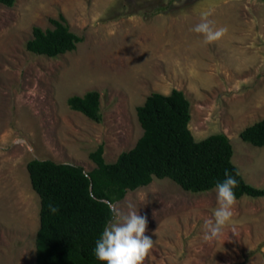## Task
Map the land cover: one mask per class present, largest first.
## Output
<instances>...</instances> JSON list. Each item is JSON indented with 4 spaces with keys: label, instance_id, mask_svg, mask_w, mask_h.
<instances>
[{
    "label": "rangeland",
    "instance_id": "374dc122",
    "mask_svg": "<svg viewBox=\"0 0 264 264\" xmlns=\"http://www.w3.org/2000/svg\"><path fill=\"white\" fill-rule=\"evenodd\" d=\"M161 7L165 9L157 10ZM157 10V11H156ZM202 12L226 34L210 44L192 29ZM62 15L83 38L55 58L25 50L32 28L52 29ZM182 91L195 141L224 134L243 179L264 188V149L239 132L264 118V0H16L0 5V264H34L40 201L30 160L85 172L103 146L106 163L142 135L136 107L151 93ZM99 94L100 122L72 111L67 99ZM147 217L155 242L143 264H264V198L242 197L232 223L204 240L216 192L191 193L169 179L114 204Z\"/></svg>",
    "mask_w": 264,
    "mask_h": 264
},
{
    "label": "trees",
    "instance_id": "16d2710c",
    "mask_svg": "<svg viewBox=\"0 0 264 264\" xmlns=\"http://www.w3.org/2000/svg\"><path fill=\"white\" fill-rule=\"evenodd\" d=\"M15 1L0 0V5L12 7ZM162 9L165 7L157 10ZM49 23L52 29L32 28L31 39L24 46L27 52L55 58L74 51L83 41L69 30L62 15ZM67 105L100 122L96 91L69 97ZM189 108L182 91L151 93L135 110L142 135L134 146L106 163L99 145L88 155L95 165L88 172L51 160L26 163L30 186L40 201L34 264H105L94 257L93 249L112 220L110 206L122 201L127 192L149 185L153 178L169 179L186 192L205 193L224 179L227 169L238 182L236 200L264 198V188L248 184L233 164L232 146L224 134L193 139L188 129ZM239 138L264 149V118L242 129ZM50 202L58 207L55 214L49 211Z\"/></svg>",
    "mask_w": 264,
    "mask_h": 264
},
{
    "label": "clouds",
    "instance_id": "9594fccd",
    "mask_svg": "<svg viewBox=\"0 0 264 264\" xmlns=\"http://www.w3.org/2000/svg\"><path fill=\"white\" fill-rule=\"evenodd\" d=\"M210 15L209 12H202L200 22L192 29L203 37L204 44L219 41L227 32L226 27H215L209 19ZM237 186V180L225 169L224 179L217 181L214 188L217 206L213 209L212 218L206 219L203 224L204 240L216 238L225 226L233 222V206L236 204L234 189ZM48 208L53 214L58 211V207L51 202ZM128 209L127 214L119 210L114 212L111 222L105 226L93 249L97 260L105 264H143L153 248L155 242L152 237L145 235L147 217L141 216L131 204Z\"/></svg>",
    "mask_w": 264,
    "mask_h": 264
},
{
    "label": "water",
    "instance_id": "95a60500",
    "mask_svg": "<svg viewBox=\"0 0 264 264\" xmlns=\"http://www.w3.org/2000/svg\"><path fill=\"white\" fill-rule=\"evenodd\" d=\"M113 206H114V204L110 206V207H111V209H112V211H114V207H113Z\"/></svg>",
    "mask_w": 264,
    "mask_h": 264
}]
</instances>
